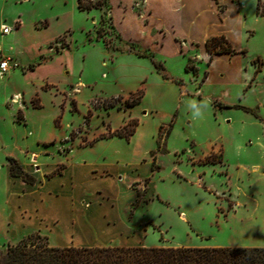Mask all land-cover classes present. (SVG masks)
<instances>
[{"label": "rangeland", "instance_id": "rangeland-1", "mask_svg": "<svg viewBox=\"0 0 264 264\" xmlns=\"http://www.w3.org/2000/svg\"><path fill=\"white\" fill-rule=\"evenodd\" d=\"M106 2L0 0V249L264 246V0Z\"/></svg>", "mask_w": 264, "mask_h": 264}, {"label": "trees", "instance_id": "trees-1", "mask_svg": "<svg viewBox=\"0 0 264 264\" xmlns=\"http://www.w3.org/2000/svg\"><path fill=\"white\" fill-rule=\"evenodd\" d=\"M75 1L79 10L107 7L106 0ZM256 11L263 15L264 7ZM204 44L210 57L219 53H235L223 35L211 36ZM191 70L196 72L194 67ZM132 95L135 97L131 98ZM129 97L125 100L128 106L139 99L140 92L130 93ZM134 125L129 128L123 125V131L120 129L101 137H127L133 132ZM5 158L10 176L19 177L26 184L36 181L14 157L6 155ZM58 173L52 171L49 176ZM138 201L136 198L135 204ZM0 264H264V246H56L48 242L46 235L33 233L0 249Z\"/></svg>", "mask_w": 264, "mask_h": 264}, {"label": "built area", "instance_id": "built-area-1", "mask_svg": "<svg viewBox=\"0 0 264 264\" xmlns=\"http://www.w3.org/2000/svg\"><path fill=\"white\" fill-rule=\"evenodd\" d=\"M10 30H11L10 26L4 24L1 26L2 34H7ZM11 62H12L11 58L6 56H3L0 59V74L7 72L12 67Z\"/></svg>", "mask_w": 264, "mask_h": 264}, {"label": "crops", "instance_id": "crops-1", "mask_svg": "<svg viewBox=\"0 0 264 264\" xmlns=\"http://www.w3.org/2000/svg\"><path fill=\"white\" fill-rule=\"evenodd\" d=\"M159 1H161V0H159ZM181 7V5H177L176 7H174V8H171L172 9V11L174 12V13H178V16H179V18L181 17V13H180V8ZM219 35H223L226 39H227V41L232 45V43H231V41H230V37L229 36H226V35H224V34H218V36ZM213 36V35H212ZM211 37V36H210ZM219 54H224V53H219ZM219 54H217V55H219ZM7 155H10V156H12V157H14L12 154H7ZM8 168V167H7ZM9 174V173H8ZM23 182V181H22Z\"/></svg>", "mask_w": 264, "mask_h": 264}]
</instances>
